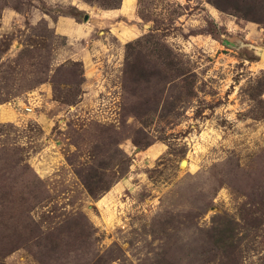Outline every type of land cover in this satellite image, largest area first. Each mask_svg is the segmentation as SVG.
Instances as JSON below:
<instances>
[{
    "label": "rangeland",
    "instance_id": "1",
    "mask_svg": "<svg viewBox=\"0 0 264 264\" xmlns=\"http://www.w3.org/2000/svg\"><path fill=\"white\" fill-rule=\"evenodd\" d=\"M263 53L264 0H0V264H264Z\"/></svg>",
    "mask_w": 264,
    "mask_h": 264
},
{
    "label": "trees",
    "instance_id": "2",
    "mask_svg": "<svg viewBox=\"0 0 264 264\" xmlns=\"http://www.w3.org/2000/svg\"><path fill=\"white\" fill-rule=\"evenodd\" d=\"M231 1L234 2L235 0H224V2L227 3V4H229ZM213 5H214L216 8H218V9H222V10H224L223 7H221L220 3H218V2L213 3ZM134 46H138V45H134ZM134 46H130V47H129V50L132 49ZM162 50L165 51V50H164V46L162 47ZM166 50H167V52L169 51L168 49H166ZM169 52H170V54H169ZM169 52H168V56H170L171 54H172V56H173V53H171V51H169ZM131 56H132V55H131ZM182 74H183L184 77H187V76H190V75H191V71H190V70H188V71L185 70Z\"/></svg>",
    "mask_w": 264,
    "mask_h": 264
},
{
    "label": "bare ground",
    "instance_id": "3",
    "mask_svg": "<svg viewBox=\"0 0 264 264\" xmlns=\"http://www.w3.org/2000/svg\"><path fill=\"white\" fill-rule=\"evenodd\" d=\"M106 13L109 14L108 16H111V15L114 14V11H109V12H106ZM187 164H188V161H187V160H184V161H183V166H187Z\"/></svg>",
    "mask_w": 264,
    "mask_h": 264
},
{
    "label": "water",
    "instance_id": "4",
    "mask_svg": "<svg viewBox=\"0 0 264 264\" xmlns=\"http://www.w3.org/2000/svg\"><path fill=\"white\" fill-rule=\"evenodd\" d=\"M88 19V16L85 17V21ZM264 54V53H263Z\"/></svg>",
    "mask_w": 264,
    "mask_h": 264
}]
</instances>
